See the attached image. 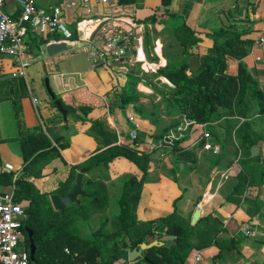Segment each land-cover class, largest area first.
<instances>
[{"label":"crops","instance_id":"obj_1","mask_svg":"<svg viewBox=\"0 0 264 264\" xmlns=\"http://www.w3.org/2000/svg\"><path fill=\"white\" fill-rule=\"evenodd\" d=\"M62 1L44 7L36 3L35 5L41 9H49L59 5ZM131 7L137 12V22L144 25L142 30L146 36L145 45L148 48L161 46L159 57L154 59L160 69L167 65L169 59L173 63L186 62L190 64L192 70L196 69L199 62L198 57L205 55L213 46L212 34L227 28L246 32L243 38L250 40L252 44L249 53L242 61L248 73L258 81L259 89L264 95V50L254 43L257 38L264 37V0H172L168 8L169 15L183 17L195 36L201 40L199 44L189 49L188 53L179 56H173L171 53V50L178 45L172 32L167 28L172 21L170 16L161 10V0H137ZM18 10V0L5 1L3 11L17 15ZM165 32L170 36L168 49L161 40ZM36 38L34 35H28L25 38L27 53L31 58L25 69V76H13L16 66L12 58L3 57L0 61V170L4 165H11L17 174L20 176L23 174L24 162L21 152L23 134L42 132L51 140L52 145L54 139L62 138V142L67 144L65 148L60 149L52 159L46 156L40 157L28 170L29 179L39 191L58 194L55 192L59 189V184L66 182L72 171L75 172L76 178L89 156L99 148V144L94 135L90 133L89 123L81 124L75 121L68 112L64 120L50 98L49 101L39 100L32 94L30 84L41 77V71L34 66V63L42 60L44 70L52 80V83L49 81L50 86L61 101L75 106L79 104L91 106L92 111L88 117L101 121L107 130L113 132L116 135L117 145L132 142L133 121L136 117L138 119L140 114L130 105L126 109L120 108L117 101L113 106L112 98L121 90L131 91L132 94L137 90L139 94L134 95L154 94L156 99L161 101V94L172 91L174 86L166 78L157 74L145 75L144 80H135L132 83L131 78L116 74L106 68L91 70L87 60V67L82 71L63 73L58 69V63L63 56L67 55V52H71V48L69 47V51L58 56L48 58L45 46L39 44ZM165 52L169 59L165 57ZM237 68L238 61L227 57L226 73L236 75ZM60 74L67 75L70 79L67 81L65 76V80H59ZM152 78L165 85V88L159 90L158 94L153 92L158 88L152 83L154 82ZM263 117L264 113H255L246 119L239 116H226L215 121L217 122L215 125L208 126L213 136H219V131L224 134L221 140L220 138L219 140L213 139L221 147L219 156L208 153L206 155L202 153L199 146L193 147L201 129L191 130L178 146L184 151L193 153L195 162L186 163L178 161L177 155L172 152L173 148L162 146L161 139L154 140L151 136H146L147 139H145L144 135L147 134L142 133L141 129L138 130L136 141L152 157L148 168V181L142 185L141 199L136 208L138 222L156 220L166 216L171 212L173 202H175L178 216L189 217L191 222L193 212L198 208L201 212L200 219L212 214L221 221V231L212 245L198 250L201 256L199 264H213V258L219 253V247H225L231 242L234 247L223 251V258L214 264H264V183L261 184L259 174L255 179H250L253 184L247 190L240 192L243 186L239 187L235 195L240 198L238 205L227 201L234 186L230 190L216 187L221 179L226 178L227 174L236 169L232 159L223 160V157H220L225 141L229 140L232 143L235 127L243 123H248L249 126L247 135L243 137L247 145L254 138L252 132L255 128L260 131V134L257 136L255 134L254 140L258 138L261 140L264 130L259 126L253 128L251 125ZM226 120L234 126L227 128ZM261 142L257 141L255 146L259 148L256 156L261 154L262 157L255 160L249 158L245 162L253 170L258 161L264 158V144L261 145ZM251 149L250 154L254 156ZM202 163L207 165L208 172L207 175L201 174L200 176ZM232 174L235 176L234 172ZM242 174L244 172L240 167L236 175L240 178L244 177ZM127 175L140 178L141 172L133 163L123 158L109 163L108 168L102 169L101 172L89 170L84 175L83 180L93 179L105 186L108 204L102 213H106L109 209L110 193L120 188L121 179ZM73 181L69 183L67 191ZM242 181H246V178ZM11 190L12 186L0 184L1 193ZM97 215H93L84 223L93 220ZM93 223L92 226L95 225ZM100 225L98 224L96 229ZM244 227L253 232L252 237H245L241 234ZM184 264H197L194 250L187 255Z\"/></svg>","mask_w":264,"mask_h":264},{"label":"trees","instance_id":"obj_2","mask_svg":"<svg viewBox=\"0 0 264 264\" xmlns=\"http://www.w3.org/2000/svg\"><path fill=\"white\" fill-rule=\"evenodd\" d=\"M172 0H161V10L169 15L168 8ZM137 0H118L120 5H134ZM171 24L167 28L172 32L176 48L171 50L173 56L188 53L189 49L201 42L185 23L183 17L169 15ZM246 32L235 29H221L211 35L213 46L203 56L198 57V67L191 69L190 64L170 62L158 70L157 75L166 78L174 89L162 93L160 105L166 115L173 118L170 128H174L180 119L187 118L199 123L215 122L222 117L239 116L249 118L255 113H264V95L259 89L258 81L247 71L243 58L249 53L252 42L244 39ZM39 44L46 43L42 38H36ZM184 46L186 50H184ZM171 47V46H170ZM238 61L236 75L226 73V58ZM190 72V74H188ZM135 82V80H131ZM132 82V83H133ZM117 104L126 109L130 103L139 101V96L131 91L118 92ZM59 98V97H56ZM60 99V98H59ZM62 106L81 124H90V133L98 140L99 148L87 159L81 167L90 171L107 169L109 163L123 158L133 163L141 172V177L128 175L120 185L119 192L114 194L117 210L96 229L91 236H83L77 225L88 220L93 215L101 214L107 208V191L101 182L86 178L83 180V190L86 193L79 205L67 207L63 214L55 211L50 203L53 194L39 191L29 179L30 166L40 157L52 159L60 149L67 146L62 138L53 140L52 145L42 132L23 134L21 152L23 158V174L13 181L12 173L1 172L0 184L16 186L14 200L23 205L26 218L23 221L24 246L29 249L27 230L33 232L32 239L36 248L35 260L31 264H129L127 253L138 248L142 243L153 240L176 242L171 247L155 246L143 252V257L135 264H184L187 255L193 250H203L210 247L221 231V221L212 214L201 218L195 225L190 221L186 226L179 224V216L172 203V209L166 216L138 222L136 208L141 199L143 183L148 181L151 154L145 152L138 141L129 144H116V135L107 130L101 121L88 117L92 107L87 104L70 105L61 101ZM158 106H156L157 108ZM140 115V111H137ZM227 128L234 126L226 120ZM243 129L249 130L248 123ZM246 132V134H247ZM166 130L153 137L161 139ZM257 143L248 142L250 148ZM175 144L172 152L180 162H195L193 153L184 151ZM75 178L72 171L70 178L59 184L55 192L65 194L69 183ZM240 182H236L232 194L227 198L234 204L240 203L236 195ZM126 246V248L124 247ZM234 247L233 242L220 246L219 253L213 258V264L223 258V251Z\"/></svg>","mask_w":264,"mask_h":264},{"label":"built area","instance_id":"obj_3","mask_svg":"<svg viewBox=\"0 0 264 264\" xmlns=\"http://www.w3.org/2000/svg\"><path fill=\"white\" fill-rule=\"evenodd\" d=\"M5 1L0 0V61L3 57L13 59L16 66L13 76H25L31 61L25 41L28 35L46 40L42 46L64 43L71 51L83 53L91 70L106 68L142 81L145 75L157 74L160 69L154 59L159 57L161 46L148 48L145 45L144 25L137 22V12L131 5H120L118 0H63L59 5L41 9L31 0H18V14L12 15L3 11ZM254 43L264 50V37L257 38ZM65 76L60 74L58 79L65 80ZM69 79L67 77V81ZM216 123H199L183 117L161 138V145L173 148L191 130L200 128L192 146L219 156L221 147L213 141L207 128ZM133 124L131 139L137 140L139 126L135 121ZM0 172L12 173L13 181L18 175L11 165H4ZM15 190L16 186L12 185L10 192H0V264H31L29 250L24 246L26 214L23 205L14 200ZM241 234L253 236L248 228L242 229ZM194 256L199 264L198 250H194Z\"/></svg>","mask_w":264,"mask_h":264},{"label":"rangeland","instance_id":"obj_4","mask_svg":"<svg viewBox=\"0 0 264 264\" xmlns=\"http://www.w3.org/2000/svg\"><path fill=\"white\" fill-rule=\"evenodd\" d=\"M32 1L36 3L37 5L44 7L48 4L53 5L57 3L58 1H62V0H32ZM164 34L165 35H163V37L161 36V40L165 48L168 49V45L170 42V36L167 32H165ZM78 47L80 46H76V48ZM76 48H74V50ZM34 64H35L34 66L40 69L41 77L39 79H36L33 84H30L31 92L37 99L49 101L50 97L45 87V79L46 78L49 79L48 73H46V70H44V67L42 65V60H39L37 61V63H34ZM86 67H87L86 59H85L84 54L81 52L79 53H76L74 51L67 52V55L65 57L63 56L62 59H60L58 63V69L63 73L82 71ZM152 79L154 80V82L152 83L155 84L156 87L158 88V89H154L153 92L158 94V92L163 90L162 88H165V85H162L161 82L155 81V78H152ZM49 81L52 83L51 79H49ZM134 94H139V92L135 90ZM144 94H145L144 96L139 95V101L130 103V106H132L131 108H133L135 111H140L141 115L138 119L135 116L136 117L135 121L138 123L139 131L141 129L142 133L147 134V135H144V138L147 139L146 136L155 137L164 130H166L167 132L168 130L172 129L169 126L173 122V118L166 115L165 111L162 108V105H160V101L156 99V95L154 94L148 95L146 93ZM117 99H118L117 95L112 98L111 103L113 104V106H115ZM156 106L158 107L156 108ZM243 126H244V123L242 125L239 124L237 127H235L236 129L234 128L235 129L234 134H233V130H231V134H233L232 143L229 140H226L225 146L224 147L222 146L223 151L220 157H223V160L225 158H228L227 160L232 159V163H234L233 165L236 168L235 170L232 171L235 173V176H233L232 172L231 173L229 172L230 174H227L226 178L221 179L220 182L217 184L216 187L217 188L219 187L222 190H224L223 188L230 190V188L234 186L236 182H240V186H243L242 187L243 189L241 188L242 190H240V192L243 190H247L249 187L252 186L251 184H253L250 182V179L251 180L253 178L255 179L256 175L258 176V174L261 180V184L264 183V158L263 160H261L262 162L258 161V163L255 165L254 170L248 167L247 164H245V162L248 161L249 158L255 160L256 158L262 157V156L261 154H259L258 156H251L250 148H249L250 146L247 145V143L243 141V137L247 135L246 134L247 130L243 129ZM251 126H253V128H255L256 126H259L260 129L262 128V130H264V117L261 118L258 122L256 123L254 122V124ZM252 133H254L253 134L254 138H252L253 140L251 142L257 143V141H260V142L262 141L261 145L262 143L264 144V131H263V136L261 140L259 138L257 140H254L255 134L256 136L260 134V131L257 128H255ZM218 135L219 136L214 135L213 139L216 138L219 140L220 138L221 140L224 138L223 137L224 134H221L220 131ZM202 153L208 155L205 152H202ZM206 166H207L206 164H203V163L201 164L200 176L201 174L207 175L208 167ZM240 167H241V170L244 172V174H242L244 177L239 178V175H236V172H237V169ZM127 176H124L121 179V183L124 179H126ZM243 178H246V181H242ZM180 190H181V187H180ZM118 192H119V188H116L114 190V193L116 194ZM114 193L113 192L112 194L110 193V196L108 198L110 204H109V209L107 210L106 213H101L97 215L96 217H94L93 220L89 222L84 223L82 221L78 223L77 227L83 236H91L92 233L96 230L97 225L102 224L105 221V219L109 217L111 213H113V211L117 210L115 198L113 197ZM188 221H189V217L185 218L184 216H179V224H181L182 226H186L188 224ZM92 222H94L96 226L95 225L92 226Z\"/></svg>","mask_w":264,"mask_h":264},{"label":"water","instance_id":"obj_5","mask_svg":"<svg viewBox=\"0 0 264 264\" xmlns=\"http://www.w3.org/2000/svg\"><path fill=\"white\" fill-rule=\"evenodd\" d=\"M94 37L92 35L91 39ZM45 53L48 58H53L55 56H58L64 52H67L70 50L68 46L64 43H50L45 45ZM184 49L186 47L184 46ZM45 87L47 90V93L50 97V99L53 101L54 106L59 111V113L62 115L64 120L67 117V110H65L62 106L61 100L56 98L55 93L53 92L49 79H45ZM251 152L254 156H256L259 153V148L257 146H253L251 149ZM89 171V168L81 169L80 172L76 175L75 180L70 185L68 191L65 194H53L50 196V203L52 208L59 212L60 214H63L64 210L72 205H79L81 201L86 198V193L83 190V178L84 175ZM201 216L200 210L197 208L192 215L191 218V225H195ZM28 238H29V257L31 261L35 260V245L32 239L33 232L31 230H27ZM176 242L173 240H167L165 242L159 241V240H153L150 243H142L139 245L138 248H135L127 253V260L129 263L135 262L137 259L143 257V252L147 250L148 248L155 247V246H163L166 245L167 247H171L175 245ZM126 248V246H124Z\"/></svg>","mask_w":264,"mask_h":264}]
</instances>
